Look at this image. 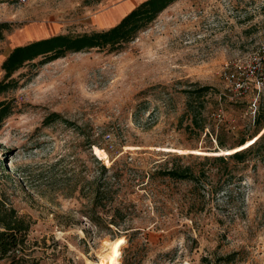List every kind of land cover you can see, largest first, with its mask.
Returning <instances> with one entry per match:
<instances>
[{"label":"rangeland","instance_id":"obj_1","mask_svg":"<svg viewBox=\"0 0 264 264\" xmlns=\"http://www.w3.org/2000/svg\"><path fill=\"white\" fill-rule=\"evenodd\" d=\"M141 1L6 0L0 64L15 46L109 28ZM263 51L264 0H176L117 51L19 69L0 94V201L28 230L0 264H99L111 253L117 264H264V154L210 157L256 139ZM226 64L259 66V85L236 94Z\"/></svg>","mask_w":264,"mask_h":264},{"label":"trees","instance_id":"obj_2","mask_svg":"<svg viewBox=\"0 0 264 264\" xmlns=\"http://www.w3.org/2000/svg\"><path fill=\"white\" fill-rule=\"evenodd\" d=\"M176 0H143L124 14L114 25L104 30L92 31L78 35L57 34L43 39L34 40L26 44L13 47L5 56L0 64L2 77L0 79V94L13 88L15 81L12 75L15 74L26 64L32 65V62L38 58L41 59V64L51 62L65 56L68 53H78L90 49L113 52L121 49L125 44L131 42L138 33L145 30L154 19L168 6ZM6 0H0L4 3ZM8 29L6 23H0V39L2 32ZM206 88H200L195 91L186 92V103L189 105L194 98H201ZM203 104L199 103L198 112L203 109ZM9 115V110L0 101V122ZM256 123L258 124L255 130L247 139H256L246 148L229 152L224 156H210L211 160L231 163H241L251 157H260L264 154V131L258 135L264 126V116L259 121L257 116ZM245 143L244 139L237 141L235 147ZM217 148L222 149V143H217ZM225 150L231 149L225 148ZM217 152V151H214ZM205 159H208L205 157ZM99 163V161H97ZM101 175L106 173L107 168L99 163ZM175 180H187L192 178L189 173L170 170L164 173ZM98 187L95 188L91 203L94 207L97 206L100 198ZM28 223L22 218L15 215L12 208L0 201V260L9 257L14 250L23 245Z\"/></svg>","mask_w":264,"mask_h":264},{"label":"built area","instance_id":"obj_3","mask_svg":"<svg viewBox=\"0 0 264 264\" xmlns=\"http://www.w3.org/2000/svg\"><path fill=\"white\" fill-rule=\"evenodd\" d=\"M252 68V70L247 71L245 74L243 72L231 73L229 70V65L226 64L223 68V79L230 85V88L233 92H235L236 94L244 93L248 91V87L245 84L246 81H256V84L259 85L257 81L258 75L255 73L258 72L260 68L259 66H253ZM261 86L263 87L264 84L261 83ZM16 252V250L13 251V253Z\"/></svg>","mask_w":264,"mask_h":264},{"label":"bare ground","instance_id":"obj_4","mask_svg":"<svg viewBox=\"0 0 264 264\" xmlns=\"http://www.w3.org/2000/svg\"><path fill=\"white\" fill-rule=\"evenodd\" d=\"M117 255L114 253L108 254L99 264H117Z\"/></svg>","mask_w":264,"mask_h":264},{"label":"water","instance_id":"obj_5","mask_svg":"<svg viewBox=\"0 0 264 264\" xmlns=\"http://www.w3.org/2000/svg\"><path fill=\"white\" fill-rule=\"evenodd\" d=\"M263 131H264V130H263ZM263 131H262V132H263ZM262 132H261V133H262ZM261 133H260V134H261Z\"/></svg>","mask_w":264,"mask_h":264}]
</instances>
